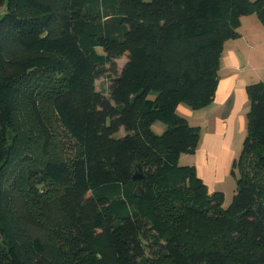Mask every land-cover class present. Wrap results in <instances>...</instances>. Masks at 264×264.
<instances>
[{
	"label": "trees",
	"instance_id": "16d2710c",
	"mask_svg": "<svg viewBox=\"0 0 264 264\" xmlns=\"http://www.w3.org/2000/svg\"><path fill=\"white\" fill-rule=\"evenodd\" d=\"M254 12L263 0H8L0 264H264V84L248 88L227 209L180 163L200 129L177 113L211 103L224 45ZM50 113L76 145L68 161L53 158Z\"/></svg>",
	"mask_w": 264,
	"mask_h": 264
},
{
	"label": "crops",
	"instance_id": "0c3cea01",
	"mask_svg": "<svg viewBox=\"0 0 264 264\" xmlns=\"http://www.w3.org/2000/svg\"><path fill=\"white\" fill-rule=\"evenodd\" d=\"M260 83L264 84V19L254 12L242 18L239 36L224 45L211 103L199 110L186 104L177 109L191 126L200 129L198 149L183 155L180 163L193 166L210 193L222 192L227 198L228 192L236 191L232 171L247 135L248 88ZM158 123L153 125V131L162 134L167 124ZM157 124L159 130L155 128Z\"/></svg>",
	"mask_w": 264,
	"mask_h": 264
},
{
	"label": "rangeland",
	"instance_id": "374dc122",
	"mask_svg": "<svg viewBox=\"0 0 264 264\" xmlns=\"http://www.w3.org/2000/svg\"><path fill=\"white\" fill-rule=\"evenodd\" d=\"M7 11H8V0H4L3 4L0 5V19L7 13ZM126 61H127L126 58H122L120 60H117L116 67H113L112 69L108 67L109 71H107L96 83L98 91H102L108 94L112 79L116 76V73H120L122 71ZM51 121H52V130H53V136H54V143L52 146L53 158L59 159L62 161H68L70 160V158H72L76 154L77 152L76 145L74 144L73 141H71L70 137L65 132V130L61 127V125L59 124V122L57 121L56 117L53 114H51ZM160 122L163 123V121H160ZM161 123H158V124H161ZM158 124L155 126L157 130H159ZM125 134H126L125 131L122 130L120 133L116 135V138H121L125 136ZM234 186L236 189L237 180ZM234 196H235V193L232 194L231 192H228L227 198L225 196L224 207L226 209L231 206Z\"/></svg>",
	"mask_w": 264,
	"mask_h": 264
},
{
	"label": "water",
	"instance_id": "95a60500",
	"mask_svg": "<svg viewBox=\"0 0 264 264\" xmlns=\"http://www.w3.org/2000/svg\"><path fill=\"white\" fill-rule=\"evenodd\" d=\"M143 174H142V172L141 171H135L134 172V180L135 181H141V180H143Z\"/></svg>",
	"mask_w": 264,
	"mask_h": 264
}]
</instances>
